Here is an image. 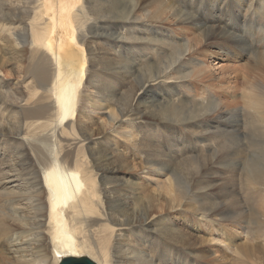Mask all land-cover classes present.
I'll list each match as a JSON object with an SVG mask.
<instances>
[{
  "label": "bare ground",
  "instance_id": "obj_1",
  "mask_svg": "<svg viewBox=\"0 0 264 264\" xmlns=\"http://www.w3.org/2000/svg\"><path fill=\"white\" fill-rule=\"evenodd\" d=\"M91 1L100 8L101 0ZM159 1V12L153 13V18H162L163 14H167L166 17L171 18L169 21L177 20L187 26L183 31H168L166 34L160 33L157 28L155 31L161 36L155 40L173 49V53L166 55L165 62H160L161 65L155 62L146 67H136L133 65L136 60L131 63L125 59V73L131 81L139 84L144 97L147 90L144 89L145 85L141 87L142 84L184 80L185 86L182 88L168 89L164 86L165 92L157 100L151 101L152 109L148 114L161 122L189 121L186 123L191 129L189 133H185L175 126L169 125L166 128V137L174 140V147L171 149L175 157L159 155L160 150L155 144H151L152 146L146 145L150 148V153H147L145 161L127 163V169L130 172L139 169L138 176L142 175L147 183L142 185L130 182L136 185V190L140 193L134 200H137L133 204L134 208L126 211L112 207V202L118 200L117 195L107 187L106 182L104 184V180L112 174L107 163L102 160L108 154L97 152L94 148L88 149L89 144L94 142L93 131H98L99 126L92 131L91 126L95 123L90 118L88 124L84 112L96 115L97 101L108 100L92 95L99 91L102 94L108 88V84L103 87L100 83L102 79L97 72L98 48L95 38L91 37L96 36L92 29L100 23L97 21L98 14L87 0H0V26L8 27L0 44V62L1 57L11 51L18 55L20 61L29 49V63L26 67V72L32 77V90L29 94L37 96L43 92L40 99H46L41 101L36 98L30 108L23 107V113L19 112L17 108L22 107L23 100L11 88H7L8 84L0 80V111L4 112V108L9 110L6 118H0V140L12 136L20 141L19 147L12 151L5 163L7 169L0 167V264H59L64 256H77L81 253L98 264H183V259L179 261L174 256L176 254H171L172 251L168 258L162 251L163 255L159 253V257L156 256L155 241L147 238L143 240L132 229L137 222L142 221L150 226L159 220L160 223L155 228L157 233L170 232V224L169 228L177 234L175 240L183 246H189L194 237L177 230L172 218L175 216L174 211L182 204L190 209L191 202H188L197 200L199 205L192 209H196L201 215H214L217 218L213 221L215 223L230 221L229 227L215 229L217 223L206 227L209 235L207 240L211 244L220 242L225 250L240 256L239 263L264 264V245L256 244L248 236L245 222L249 223L247 220H250L251 213L243 210V204L235 191L237 182H233L241 167L247 179L264 190V115L257 123L251 122L248 126L247 121H242L239 108H231V103L220 102L225 95L221 89L214 90L218 100H206L207 91L211 95L210 91L216 89V83L212 79L214 76L211 77L208 71L209 66L198 56L206 55L203 47L213 41L210 38L222 33L223 38L215 41L222 54L227 51L231 56H238L237 51L240 50L241 53L243 49L249 52L248 44L239 35L228 33L224 27L229 22L226 18L227 8L223 7L226 0L223 3L212 0L211 7L215 11L211 18H204L205 10L201 9L197 13L189 10L185 3L180 5L175 0ZM260 1L249 0L245 5L252 7L253 13L257 5L256 9H260V14L264 15V4H260ZM135 4L131 5L129 13L122 20H132L129 16L136 8ZM242 10L241 5L236 8V12ZM209 20L215 24L207 26L206 22ZM245 20L249 22L253 35L261 32V39H258L263 41L264 25L251 18ZM150 27L155 29L153 25ZM220 52L209 55L218 56ZM148 53L150 52L144 55ZM258 54L257 61L264 69V59H261L264 51ZM253 70L252 68L245 74L250 85H253L249 80ZM194 77L202 82L199 88L201 91L192 86L194 81L189 79ZM183 88L190 92L187 99L194 101L192 105L177 103ZM262 89L264 90V86ZM165 94H169V98L165 99ZM232 97V105L235 106L240 101L248 102L245 94L240 99L236 95ZM129 109L128 101L107 102L102 109L105 110L102 113L104 118L97 122L101 124L102 130H106ZM231 117L232 120H229ZM71 120L77 122L79 132L75 131ZM23 128L32 132L28 134V138L22 135ZM244 130H248L251 135V150L248 145L243 144ZM129 132L125 133L127 140L136 146L142 145L137 140L138 136L130 135ZM230 133L240 135L238 140L230 141L232 148H228L223 141ZM215 137L222 144L219 153L212 150L215 146L212 147L211 143L215 145ZM50 138H53L54 144L42 142ZM203 141L210 142L207 145L211 146V152L205 156L196 153L202 149L197 147L198 142ZM65 146H68V150ZM3 157L2 155L1 160ZM227 158L226 168L223 170L228 172V176L224 184L219 187L216 183L196 185L204 168L218 159ZM242 158L244 163L239 162ZM1 162L2 166L4 160ZM124 181L129 182L128 179ZM216 187L220 191L218 195L207 196L209 200L206 201L195 198L192 192L193 189L202 191ZM261 189L246 188L248 193L250 190ZM211 193L213 192H208ZM118 197L121 198L119 194ZM262 210L264 212V208ZM164 214L168 215L167 223L162 219ZM259 215L257 212L256 218ZM127 233L135 240L130 242ZM220 236L224 239L221 240ZM123 238L129 242L122 243ZM141 239L145 245L141 243ZM190 262L186 258L185 264H191Z\"/></svg>",
  "mask_w": 264,
  "mask_h": 264
},
{
  "label": "rangeland",
  "instance_id": "obj_2",
  "mask_svg": "<svg viewBox=\"0 0 264 264\" xmlns=\"http://www.w3.org/2000/svg\"><path fill=\"white\" fill-rule=\"evenodd\" d=\"M87 1L98 14L97 21L100 22L97 23L94 29H92L96 36H91L95 38V43L98 48L97 72L100 73V79H102L100 81L101 85L104 87L105 84H108V88L104 90V93L99 94V91L98 94L92 95H95L100 99H108V103H111L113 100H117L122 103L128 101L130 104V109L128 112L120 115V118L106 130H102L100 127L101 124L98 122H100L101 118H104L102 113H104L105 110L102 109L107 104V102L97 101L98 108L96 109V115H90L89 113H86V111L84 112L87 123L90 124V118L95 123L93 126H91L92 131L95 127L99 126L98 131H93L92 139L94 142L89 144L88 149L94 148L97 152L108 154L107 157L103 158L102 160L104 163H107L110 173H112L111 175L113 176L110 175L107 177L104 180V184L106 182L107 187L116 193L115 195H117L118 198V200L112 202V207H114L116 210L124 209L126 211H130V209L134 208L133 204H135L137 201L134 200L140 193V191L136 190V185L133 183L139 182L144 185L147 182L144 180L145 178L142 175L138 176L140 173L139 169L130 172L127 169V163L130 162V164H133L145 161L147 153H150L148 152L150 148L146 147V145L151 144H155L154 146L160 150L159 155L161 154L163 157L170 155V158L172 156L175 157V155L172 153L173 150L171 149L174 147V140H169V138L166 137V128L169 127V125L175 126L185 133H189L191 128L190 125L186 123L189 121H185L184 123H173L167 121L161 122L152 119V117L148 114V112L152 109L153 103L151 101L154 99L157 100L159 95L165 92L164 86H167L168 89L182 88L185 86V84H183L185 81L181 79H175L171 81L164 80L158 84H142L141 87L145 85L144 89L147 90V94L144 97L141 94V88L139 84L131 81L126 75L124 68L125 64L123 60L126 59L131 63L133 60H136L135 64H133L136 67H146L155 62L158 65H161L160 62H165V56L173 53V49H170V47L162 45L160 42L155 40L161 36V34L155 30L158 28L159 32L162 34H166L168 31L179 32L183 31L187 24L181 23L177 20L169 21L171 18L166 17L167 14H163L162 18H153V13L156 14L159 12L158 9L160 8L161 4V1L159 0H101L100 8L96 5H93L91 0ZM175 1L180 5L185 3L189 10L196 11V13L200 12L201 9L202 11L205 10L203 13L204 18H211V16L213 17L215 9H213L214 7H211L212 0H195V3L193 0ZM217 1H221L223 3L224 0ZM248 2L249 0L247 2L245 0H226L223 7L227 8L228 14L226 18L229 19V22L226 25L223 23L222 24L227 29L228 33L239 35L248 44L249 52H246L245 49H243L241 53L239 52L240 50L237 51L239 53L238 56H231V54L227 51H224L222 54L215 44V41L223 38L222 33L218 37L210 38L213 41H209V43H207L209 45L207 47H203L206 50V55L199 54L198 56L204 59L206 66H209L208 71L211 77L214 76L212 79H214V83H216V89H212V91H210L211 95L209 91H207L208 98L206 100H213L214 98H217L218 100L219 97L214 90L221 89L225 95L222 97V101L220 102L231 103V108H239V114L242 117V121H247L246 124L249 126L248 123H257V121L264 115V90L262 89L264 86V69L261 68V63L257 61L259 58L258 53L264 51V40H259L261 39L260 31L256 32L254 35L252 34V30H250L248 26L249 22H246L245 18H251L252 20L260 22L264 25V15L260 14V9H256L257 5H255V13H253V8H248L245 5V3ZM133 3H136V8L129 16L132 17V20H122L123 17L129 13ZM197 4H199V6ZM260 4L263 5L264 0H261ZM240 5L243 7V10L241 12H236V8ZM0 23L2 22L0 21ZM206 24L208 26L209 24H215V22L209 20L206 22ZM151 25H153L155 29L151 28ZM6 28L8 27L0 26V44L3 42L4 36L7 33L5 30ZM261 30H263V28H261ZM262 37H264V35ZM253 45H255V48H252ZM11 46L13 45L11 44ZM133 49L138 50L135 51ZM29 51L30 50L28 49L25 53V57H22L20 61L18 60V55L11 51L10 53L1 57L0 62V80L3 81V83L8 84L7 88H11L15 95L23 100L22 107L17 108L19 109V112L22 113L25 108H30L29 106L32 104V101L36 100V98L40 99V96L43 95V92L41 95L39 94L37 96L29 94L32 90V77L26 72V67L29 63L27 58ZM147 52L150 53L144 55ZM212 52H220V54L218 56L209 55ZM262 55L263 56L261 59H264V54ZM184 65H186V63ZM241 66L243 68H241ZM252 68L254 70L249 80L253 82V85H250V82L246 80L245 74L248 73V70ZM189 80L192 82L194 81L192 86L195 87L196 90L201 91L199 90L200 86L202 85L200 80H197L195 77L190 78ZM189 94L190 92L187 90V88H183V93L179 96L177 103L183 102L186 105H192L194 101L187 99ZM242 94L246 95L248 102L243 103L240 101L241 103L239 105H232V95H236V97L240 99ZM141 96L142 98H140ZM164 97L165 99L169 98V94H165ZM40 100L46 101V99ZM8 113L9 110L4 108V112L0 111V118H6ZM22 116L23 115L20 117L22 118ZM229 120H232V117ZM63 124L64 122L61 123V125ZM73 124L75 131L79 132L77 122H73ZM242 128L244 129L245 127ZM69 129L70 128H68V130ZM244 131L243 144L244 146L248 145V148L251 150L253 147L251 135H249L248 130ZM126 132H129L130 135L136 134L138 137L136 135L135 137H137V140H139L142 145L136 146L129 139L127 140L125 136ZM21 133L26 138L29 137L28 134H32L28 128L21 129ZM49 133H52V131L49 130ZM239 136L240 135H237L236 133H230L229 135H226L225 138L223 137V141L225 142V145H228V148H232L233 144L230 141L238 140ZM213 140L215 141V145L211 143V146L215 147H213L212 150H216L219 153V147L222 144L219 143L220 141L217 137L213 138ZM19 142V139L13 138L12 136L8 137L6 140L4 138L0 140V162L4 160L2 166V162L0 163L1 168L3 167V169H7V167H5V163L7 162V159L11 155L12 151L19 147ZM42 142L46 144L49 143V145L54 144L53 138ZM207 143L210 144L208 141L198 142L197 147L202 149L197 150L196 153H199L200 155L203 154L204 156L209 154L211 152L209 151L211 146H208ZM65 148L68 150V146H65ZM2 155L4 157L1 160ZM243 159L244 158L240 159L239 162L244 163ZM226 160H228V158L220 160L218 159L204 168L201 172V176L196 180V185L203 186L205 184L208 185L216 183V185H218L217 187H219L221 184H224L227 180L226 177L228 176V172L225 173L223 170L226 168ZM135 174L137 176H135ZM12 175L13 174H10V176L14 178ZM125 179H128L129 182H125ZM233 182H237L235 191L237 192L236 195L240 203L243 204H241L243 210L246 213H251L250 220H247L249 223L245 222L248 236L249 238L253 239L252 241L256 244L264 245V212L262 210L264 208V190L261 189V186L257 183H252L249 181L241 167L235 174ZM217 187L216 189L202 191L193 189L192 192L195 198L205 199L206 201L209 200L207 196L213 197L218 195L220 191ZM247 187H256L260 188L261 190H250L248 193L246 190ZM208 192L213 193L208 194ZM118 194L121 198L118 197ZM188 203L190 204V209H187V206L182 204L180 208L174 211L173 214L175 216L172 218V221L174 227L177 230H180L184 233H189L188 235L194 237L191 241V245L183 246L180 244V242H177L175 240L177 234L175 231L169 228L170 224H168V230L170 232H167L166 234H163L162 232L157 233L155 228L158 227L156 225L160 223L159 220L150 226L145 225V223L142 221L137 222L135 223L132 232H134L136 236H142L143 240L147 238L149 241H155L154 245L156 247V256H158V254L162 251L163 253H166L165 257L168 258L170 255L169 252L172 251L171 254H176L174 256H176L179 261L183 259V264L186 263V258L191 260V264H221V262L229 264H242L239 263L240 256L234 253L231 254L229 251L225 250L220 242L211 244L207 240L209 235L206 231V227L208 225L217 223L218 226H214L215 229L217 227H229L228 225L230 221H220L215 223L213 221L217 218H215L214 215L203 216L201 213L197 212L196 209H192L193 206L196 208L197 205H199L198 200L189 201ZM125 204L127 206H123ZM257 212L260 213L258 218H256ZM162 219H164L165 223H167L166 221H169L168 215L166 214H164ZM215 229L213 230L215 231ZM205 232H207V234ZM126 235L128 236L127 238L129 241L135 240V238H131L129 233ZM142 239L141 243L143 244ZM220 239L223 240L224 237L220 236ZM128 240L123 238L122 243L127 244L129 242ZM163 253H161V255H163ZM35 254L38 253L36 252ZM77 256H86L90 258L95 264H98L94 259L85 253H81ZM132 257H134V255ZM128 263L129 262H122L121 264Z\"/></svg>",
  "mask_w": 264,
  "mask_h": 264
},
{
  "label": "water",
  "instance_id": "obj_3",
  "mask_svg": "<svg viewBox=\"0 0 264 264\" xmlns=\"http://www.w3.org/2000/svg\"><path fill=\"white\" fill-rule=\"evenodd\" d=\"M59 264H95V263L86 256H65L61 259Z\"/></svg>",
  "mask_w": 264,
  "mask_h": 264
}]
</instances>
